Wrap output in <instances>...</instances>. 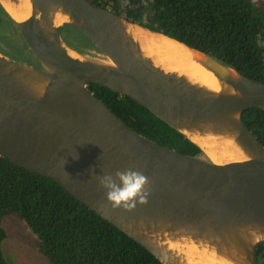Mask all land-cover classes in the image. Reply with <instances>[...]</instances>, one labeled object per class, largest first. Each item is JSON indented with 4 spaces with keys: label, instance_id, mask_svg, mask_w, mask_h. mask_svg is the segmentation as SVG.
<instances>
[{
    "label": "water",
    "instance_id": "1",
    "mask_svg": "<svg viewBox=\"0 0 264 264\" xmlns=\"http://www.w3.org/2000/svg\"><path fill=\"white\" fill-rule=\"evenodd\" d=\"M30 4L29 18L13 21L41 68L0 52V157L52 180L161 264L141 231L163 226L233 236L246 261L258 264L256 251L264 247V240L246 245L233 230L264 226V147L241 119L248 109L264 111V83L89 0H30ZM58 7L71 21L55 26L50 10ZM125 24L190 49L233 92L211 95L151 68L135 55L132 40L123 33ZM63 27L79 32L85 37L83 42L92 44L103 58L72 50L60 33ZM66 49L78 59L68 56ZM231 71L235 79L230 78ZM35 84L43 85L39 95L32 89ZM88 85L130 98L175 128L208 161L137 134L88 91ZM202 124L236 134L253 157L213 163L178 130ZM75 154L77 159H73ZM126 169L139 171L149 180L147 203L137 204L132 211L113 209L97 179L105 174L115 178L116 171Z\"/></svg>",
    "mask_w": 264,
    "mask_h": 264
},
{
    "label": "trees",
    "instance_id": "2",
    "mask_svg": "<svg viewBox=\"0 0 264 264\" xmlns=\"http://www.w3.org/2000/svg\"><path fill=\"white\" fill-rule=\"evenodd\" d=\"M89 1L264 83V12L251 0ZM10 17L0 4V50L18 62L36 64L25 42L26 54L16 53L7 45L15 39L13 32H18ZM60 33L72 50L98 52L92 44H82L79 39L85 37L74 29L63 27ZM28 58L31 62L22 60ZM87 89L137 134L180 154L208 161L175 128L130 98L97 85ZM241 119L264 147V111L248 109ZM8 215L23 221L50 264H161L52 180L0 157V264H8L1 247L6 239L2 221ZM256 255L258 264H264L263 246L257 248Z\"/></svg>",
    "mask_w": 264,
    "mask_h": 264
},
{
    "label": "bare ground",
    "instance_id": "3",
    "mask_svg": "<svg viewBox=\"0 0 264 264\" xmlns=\"http://www.w3.org/2000/svg\"><path fill=\"white\" fill-rule=\"evenodd\" d=\"M1 6L15 22H23L31 14L30 0H0ZM55 26L70 22L68 14L59 7L50 10ZM123 33L132 40L135 55L163 75L172 76L184 84L211 95L232 93L209 68L194 58L193 52L182 44L164 36L148 32L134 25H123ZM71 58L78 56L66 49ZM230 78L236 75L231 71ZM43 85L32 89L41 94ZM187 138L198 145L215 164L241 162L253 156L236 134L225 132L209 124L178 127ZM146 244L152 247L164 264H249L237 239L233 236L169 230L160 226L141 231ZM238 240L246 245L264 240V226L234 229Z\"/></svg>",
    "mask_w": 264,
    "mask_h": 264
},
{
    "label": "rangeland",
    "instance_id": "4",
    "mask_svg": "<svg viewBox=\"0 0 264 264\" xmlns=\"http://www.w3.org/2000/svg\"><path fill=\"white\" fill-rule=\"evenodd\" d=\"M251 1L264 12V0ZM79 41L82 42V44H86L83 42L84 38L79 39ZM25 50L28 52L26 47ZM15 52L18 53L16 50ZM84 54L98 59L103 58L101 53L97 51L89 50ZM29 59L31 58L22 60L31 62ZM31 64L33 65V63ZM2 227L5 230L6 239L2 242L1 247L4 258L8 264H50V262L41 254L37 238L32 234L28 227L25 226L23 221L15 216L8 215V217L2 221Z\"/></svg>",
    "mask_w": 264,
    "mask_h": 264
},
{
    "label": "clouds",
    "instance_id": "5",
    "mask_svg": "<svg viewBox=\"0 0 264 264\" xmlns=\"http://www.w3.org/2000/svg\"><path fill=\"white\" fill-rule=\"evenodd\" d=\"M77 158L78 154H75L73 159ZM62 160L65 164L66 161L63 158ZM114 177L111 174L97 177L100 187L105 190L106 201L113 209L122 208L125 211H132L137 204L147 203L149 180L143 173L131 169L118 170L114 173Z\"/></svg>",
    "mask_w": 264,
    "mask_h": 264
},
{
    "label": "flooded vegetation",
    "instance_id": "6",
    "mask_svg": "<svg viewBox=\"0 0 264 264\" xmlns=\"http://www.w3.org/2000/svg\"><path fill=\"white\" fill-rule=\"evenodd\" d=\"M17 30V29H16ZM18 31V30H17ZM13 32V31H12ZM13 35H14V37H15V40H13V41H10V43H8L7 45L9 46V47H11V48H14L17 52H19V53H27V51L25 50V47H24V40L22 41V36H21V34L19 33V32H16V31H14L13 32ZM76 37V36H75ZM78 39V38H77ZM1 44V43H0ZM3 46V45H2ZM0 52H2V50H0ZM3 53V52H2ZM6 57H8V55H7V51L5 50V53H3ZM10 58V57H9ZM10 59H12V58H10ZM36 59V58H35ZM12 60H14V59H12ZM14 61H16V60H14ZM37 61V60H36ZM17 62V61H16ZM19 63H21V62H19ZM33 63V65H31V64H29V66H32V67H35V68H41V66H40V64L38 63V61H37V63L35 64L34 62H32ZM25 64V63H24ZM28 65V64H27Z\"/></svg>",
    "mask_w": 264,
    "mask_h": 264
}]
</instances>
